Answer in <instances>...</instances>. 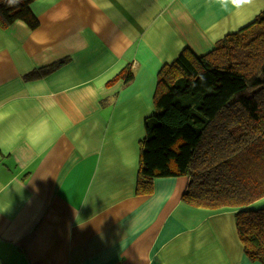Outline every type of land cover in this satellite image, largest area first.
Segmentation results:
<instances>
[{
	"label": "crops",
	"instance_id": "crops-1",
	"mask_svg": "<svg viewBox=\"0 0 264 264\" xmlns=\"http://www.w3.org/2000/svg\"><path fill=\"white\" fill-rule=\"evenodd\" d=\"M263 10L264 0H35V30L0 27V264H261L243 250L235 210L183 202L186 178L154 179L147 196L136 181L159 70ZM129 68V82L115 80Z\"/></svg>",
	"mask_w": 264,
	"mask_h": 264
},
{
	"label": "trees",
	"instance_id": "trees-1",
	"mask_svg": "<svg viewBox=\"0 0 264 264\" xmlns=\"http://www.w3.org/2000/svg\"><path fill=\"white\" fill-rule=\"evenodd\" d=\"M35 0H0V27H38ZM62 62L28 78L53 72ZM131 69L115 80L129 82ZM154 112L144 121L136 194L150 195L153 180L186 178L181 199L210 210H235L238 238L249 260L264 264V10L213 48L185 49L157 74Z\"/></svg>",
	"mask_w": 264,
	"mask_h": 264
},
{
	"label": "rangeland",
	"instance_id": "rangeland-1",
	"mask_svg": "<svg viewBox=\"0 0 264 264\" xmlns=\"http://www.w3.org/2000/svg\"><path fill=\"white\" fill-rule=\"evenodd\" d=\"M262 199H263V198H262ZM262 199H261V200H262ZM259 201H260V200H259ZM259 201L255 202L252 206H254L255 208H259L260 205L263 204L264 200H263L262 202H259Z\"/></svg>",
	"mask_w": 264,
	"mask_h": 264
},
{
	"label": "snow or ice",
	"instance_id": "snow-or-ice-1",
	"mask_svg": "<svg viewBox=\"0 0 264 264\" xmlns=\"http://www.w3.org/2000/svg\"><path fill=\"white\" fill-rule=\"evenodd\" d=\"M237 2H239V0H237Z\"/></svg>",
	"mask_w": 264,
	"mask_h": 264
}]
</instances>
